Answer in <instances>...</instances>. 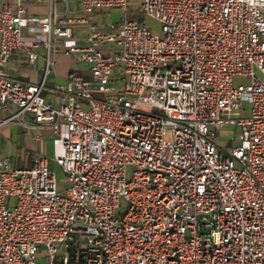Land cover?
Wrapping results in <instances>:
<instances>
[{
	"label": "built area",
	"instance_id": "built-area-1",
	"mask_svg": "<svg viewBox=\"0 0 264 264\" xmlns=\"http://www.w3.org/2000/svg\"><path fill=\"white\" fill-rule=\"evenodd\" d=\"M12 1L0 4V128L29 132L31 157L0 158V264H264V0H72L82 19L58 0L43 17ZM111 10L119 22L97 20ZM25 30L43 35L38 84L6 71ZM57 53L89 77L72 67L49 100ZM224 128L231 148L214 136Z\"/></svg>",
	"mask_w": 264,
	"mask_h": 264
},
{
	"label": "crops",
	"instance_id": "crops-1",
	"mask_svg": "<svg viewBox=\"0 0 264 264\" xmlns=\"http://www.w3.org/2000/svg\"><path fill=\"white\" fill-rule=\"evenodd\" d=\"M5 1H9L11 4L13 3L12 0ZM23 1L28 15L43 17L47 14L46 0L41 3H35L32 0ZM55 8L59 13L65 12L67 18L82 19L85 17L79 6L72 0H58L55 3ZM86 35V26L78 25L73 27V37L75 39L83 40ZM36 37H39L41 40L43 35L39 33L28 32L26 30L23 32V39L25 41L26 48L13 52L6 66V71L11 77L32 84H38L42 81L44 77V60L46 50L40 43L35 45ZM30 53L37 55V58L33 63H31L28 58ZM72 67H75L77 72L84 78L89 77L88 71L83 64H73L72 58L63 55L62 53L54 54L52 72L46 77L45 88L42 90V96L52 100L53 94L51 89H53L55 86L61 85L66 80ZM11 125H13L17 131L20 130L21 133L26 134V142L30 141L31 134L29 132H26L17 124Z\"/></svg>",
	"mask_w": 264,
	"mask_h": 264
},
{
	"label": "rangeland",
	"instance_id": "rangeland-1",
	"mask_svg": "<svg viewBox=\"0 0 264 264\" xmlns=\"http://www.w3.org/2000/svg\"><path fill=\"white\" fill-rule=\"evenodd\" d=\"M5 0H0V4ZM132 4L134 2H131ZM121 14L117 10H111L107 14H103L97 20L99 22H110V23H117L121 19ZM141 19H143L144 24L150 29V31L154 34L160 35L161 34V26L160 23L154 19L149 17H145L139 15ZM129 18L135 17V15L129 14ZM258 75V74H257ZM259 76V75H258ZM250 83L249 79L245 78H235L234 84H244L248 85ZM155 113L159 114L158 111ZM233 131V128H224L222 130H217L214 132V136L218 141V146L221 148H231L234 142L237 141V132L233 136L230 134ZM166 139L169 140V134L166 135ZM26 134L21 133L20 130L17 131L15 127L11 124L5 125L0 128V158H9L12 165L22 166L26 165L27 162L30 160V153L28 150H25L24 147L26 145ZM47 156L51 159L52 153L50 149V145L48 146ZM50 167L52 171L56 174V178L58 180L59 188H64L65 178L64 175L61 173L58 167L52 161H50ZM10 206H13L12 201L10 202Z\"/></svg>",
	"mask_w": 264,
	"mask_h": 264
}]
</instances>
